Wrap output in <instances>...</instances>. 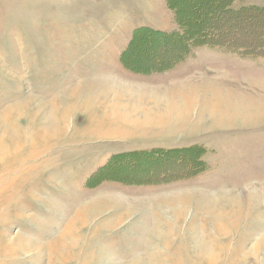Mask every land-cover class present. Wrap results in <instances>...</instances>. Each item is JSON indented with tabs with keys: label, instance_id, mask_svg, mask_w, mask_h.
Instances as JSON below:
<instances>
[{
	"label": "rangeland",
	"instance_id": "rangeland-1",
	"mask_svg": "<svg viewBox=\"0 0 264 264\" xmlns=\"http://www.w3.org/2000/svg\"><path fill=\"white\" fill-rule=\"evenodd\" d=\"M183 9L255 54L196 46L138 74L122 54L140 27L178 33L168 0H0V115L36 101L0 119V138L5 126L26 145L5 163L21 168L0 187V264H264V0ZM156 43L130 63L180 51ZM50 125L61 132L34 136ZM78 215L73 246H54Z\"/></svg>",
	"mask_w": 264,
	"mask_h": 264
},
{
	"label": "trees",
	"instance_id": "trees-1",
	"mask_svg": "<svg viewBox=\"0 0 264 264\" xmlns=\"http://www.w3.org/2000/svg\"><path fill=\"white\" fill-rule=\"evenodd\" d=\"M193 1H198V0H168V7L171 10H174L175 12V20L177 22V25L179 26L178 33L175 32V33L164 34V33H161L160 31L152 30L151 28H147V27H140L134 30L128 45L122 54V57H121L122 64L128 69H131L138 74L140 73L144 75H150V74L164 72V71L172 69L173 64L175 62H177L178 60H181L183 57L188 55L190 50L196 46H199V47L200 46H211V47H217V48L220 47V48H223L225 50H228V51H231L237 54L239 53L241 55L246 54V53H248L249 55L255 54L254 53L255 47H250V48L247 47L246 44L248 43H246L245 46H241V44H235V43H230V42L223 43V44H221L220 42H215L213 38L214 36L219 37V38L222 37V32L221 30L218 29V26L223 25L221 24V22H218L217 20H215L214 19L215 17L210 18L211 19L210 20L211 22H209L211 23L210 25H206V24L204 25L202 23L203 21L206 20V18L204 20L200 19V21L197 20L196 22H198V24H195L196 22L192 23L191 17L195 19L194 13L189 10H184L183 8H185V6L189 5ZM259 13H262V10H260ZM232 14L235 16H242L244 18L250 17V20H249L250 23L253 21L254 18L257 17L256 14L251 15V10H244V8L238 11H235ZM212 21H215V22L212 23ZM172 39H174L176 43L180 45V51L176 54V56L174 55L172 57L170 56L171 59L167 65L162 66L158 64V66L157 65L147 66L145 67L144 70H139L137 65H134V63L132 64L130 63L131 61H129L128 57L132 56L134 45H137V48H138L142 46H147L151 42L157 44L156 41H159V40L168 41ZM256 54L262 55L261 52L260 53L257 52ZM186 153L188 154V152ZM193 156L197 157L194 151H193ZM136 157L137 156L135 153L116 156L112 158V161L109 163L110 169L111 170L114 169L112 166V163H118L123 158H127V161L135 160ZM194 157H193L194 165L191 167L193 170H192V173L190 172L191 175L196 174L197 171H201L204 165V163L198 159L199 157H197V159Z\"/></svg>",
	"mask_w": 264,
	"mask_h": 264
},
{
	"label": "bare ground",
	"instance_id": "bare-ground-1",
	"mask_svg": "<svg viewBox=\"0 0 264 264\" xmlns=\"http://www.w3.org/2000/svg\"><path fill=\"white\" fill-rule=\"evenodd\" d=\"M32 100L33 99L28 98V99H26V101L22 102L19 106H14L12 108H9L4 114L0 115V117H1L0 119L6 120L7 118L10 117V115H12L13 112L15 114L21 113L22 108H25L30 104L36 103V101L33 102ZM231 105H233V104H231ZM234 106H236V105H234ZM60 132H61L60 129L56 128L54 125H50L49 127L45 128L43 130H37L35 132L34 136H36V138L38 140L40 138H41L40 140H42V139L49 138L52 136L53 137L57 136ZM25 147H26L25 143L18 137V135H15L14 131L11 132L5 126H4V128H2V136L0 138V184H1L0 187L3 185V183L5 181L4 178L6 176H11L12 174L15 175L16 171L21 168V167H17V168L7 167L5 165V163L9 162V164H12L14 166L18 165L19 163L17 161V158L24 155L21 152ZM31 165H33V164H31ZM11 178L14 179L12 176H11ZM15 182H17V181H15ZM9 189L10 188L6 187L2 190V192H6ZM82 211H83L84 216L86 214L89 215L90 211H91L90 215H92V214L94 215L98 211V206L95 205V207L93 206L92 208L86 206L82 209ZM82 217H83L82 215H78V216H75L73 219L68 221V225H66L65 232L62 235V241H61V239L58 240L54 244V246H56V247L60 246L64 242H66L70 246H73V241L69 240L67 238L66 234L68 233V230L71 231L72 229L73 230L80 229V228H78L80 224L85 226L84 222H86V220L80 219ZM261 245H263V242L257 243L256 249L258 250ZM57 256L60 258L64 257L62 252ZM208 257H209L208 258L209 263L212 264L213 261H212L211 257L209 255H208Z\"/></svg>",
	"mask_w": 264,
	"mask_h": 264
}]
</instances>
